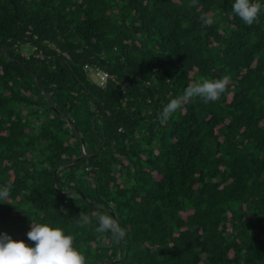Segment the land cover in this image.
<instances>
[{
    "label": "trees",
    "instance_id": "1",
    "mask_svg": "<svg viewBox=\"0 0 264 264\" xmlns=\"http://www.w3.org/2000/svg\"><path fill=\"white\" fill-rule=\"evenodd\" d=\"M190 3L0 0V233L32 246L31 221L59 226L86 264H264V12L248 26L234 0ZM223 75L219 101L157 120ZM101 210L126 231L121 256L95 220L75 224Z\"/></svg>",
    "mask_w": 264,
    "mask_h": 264
},
{
    "label": "clouds",
    "instance_id": "2",
    "mask_svg": "<svg viewBox=\"0 0 264 264\" xmlns=\"http://www.w3.org/2000/svg\"><path fill=\"white\" fill-rule=\"evenodd\" d=\"M197 2L198 0H191L188 6L194 7ZM231 11L244 24L251 26L264 12V3H261V0H234ZM200 19L205 25L213 23V19L207 14H202ZM229 83L228 75L215 79L194 80L181 95L170 98L156 118L161 124L167 123L175 112L194 98L205 104L217 102L227 92ZM10 193L11 184L0 185V201H7ZM93 220L97 225V233L110 234L114 241H122L125 238V229L107 211L101 210L91 215L80 212L75 218V224L83 228L92 225ZM26 235L32 246L23 240H13L6 233H0V264H86L84 253L74 246L75 236L65 234L64 229L59 226L31 221L30 230Z\"/></svg>",
    "mask_w": 264,
    "mask_h": 264
},
{
    "label": "water",
    "instance_id": "3",
    "mask_svg": "<svg viewBox=\"0 0 264 264\" xmlns=\"http://www.w3.org/2000/svg\"><path fill=\"white\" fill-rule=\"evenodd\" d=\"M1 48H2V47H1ZM2 50H3V49H2ZM18 64H19L20 66H22L24 69H26V70H27V71L33 76V78L37 81V77H36V75H35L34 73H32L28 68H26V67H25L24 65H22L21 63H18ZM37 83H38V85H39L40 90L42 91V93L45 94V96H46V98H47V101H48V104H49V108L52 109V110H54V111H56V109H55V107H53V105H52V103H51V101H50L48 95H46V93L44 92V90H43V88H42V85H41L38 81H37ZM66 120H67L68 122H70L69 119L66 118ZM75 131H76V135L79 136L78 130H77L76 128H75ZM81 144H82V150H81L82 155H81V157L75 159V160L72 161V162L62 164L64 167H69V166H72V165H76L78 162L83 161V160L88 156L87 153H86V151H85V149H84V146H85V144H84V140H81ZM57 169H58V168H56V170H55V172H54V180H53L54 186H56V173H57ZM59 193L62 194V195H64V196H69V195H72V194H74V193H78V194H79V192L76 191V190H72V191H69V192H61V191H59ZM81 197L83 198V200H84L86 203L91 204V205H94L93 202H91L90 200L86 199L83 195H81ZM113 217H114V216H113ZM114 218H115V217H114ZM117 243H118V255L121 256V253H122V250H121V241H117ZM115 262H116V260L111 261V262L104 261V262H102L101 264H113V263H115Z\"/></svg>",
    "mask_w": 264,
    "mask_h": 264
},
{
    "label": "rangeland",
    "instance_id": "4",
    "mask_svg": "<svg viewBox=\"0 0 264 264\" xmlns=\"http://www.w3.org/2000/svg\"><path fill=\"white\" fill-rule=\"evenodd\" d=\"M31 48L29 46H24L21 48V52L24 54V55H28L30 52H31ZM92 80H95L93 76H90Z\"/></svg>",
    "mask_w": 264,
    "mask_h": 264
},
{
    "label": "built area",
    "instance_id": "5",
    "mask_svg": "<svg viewBox=\"0 0 264 264\" xmlns=\"http://www.w3.org/2000/svg\"><path fill=\"white\" fill-rule=\"evenodd\" d=\"M100 79L103 81L105 77H107V74L100 72L99 73Z\"/></svg>",
    "mask_w": 264,
    "mask_h": 264
}]
</instances>
